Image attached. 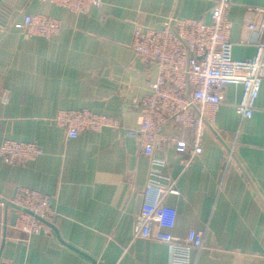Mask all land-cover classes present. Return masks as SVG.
Segmentation results:
<instances>
[{"label":"crops","instance_id":"crops-1","mask_svg":"<svg viewBox=\"0 0 264 264\" xmlns=\"http://www.w3.org/2000/svg\"><path fill=\"white\" fill-rule=\"evenodd\" d=\"M102 2L87 13L50 0H4L0 8V143L33 141L44 149L24 165L0 158V264H170L169 240L191 230L204 237L192 264H264V79L247 118L237 111L243 85L226 86L201 154L176 148L177 139L191 144L190 128H164L155 155L166 161L157 169L172 183L164 207L176 223L154 222L151 236L140 237L151 162L141 137L126 130L141 126L139 102L158 71L132 48L133 32L172 17L209 23L215 0ZM36 13L60 19V33L27 37L15 27ZM230 20L233 58H252L264 41V0H233ZM71 108L117 117L122 126L70 138L54 118ZM228 146L235 148L230 161ZM22 186L51 196L49 231L15 228L20 210L3 200L12 201Z\"/></svg>","mask_w":264,"mask_h":264},{"label":"built area","instance_id":"built-area-1","mask_svg":"<svg viewBox=\"0 0 264 264\" xmlns=\"http://www.w3.org/2000/svg\"><path fill=\"white\" fill-rule=\"evenodd\" d=\"M58 6L77 13H87L92 7H101L102 0H50ZM233 0H215L211 21L198 19L170 18L160 27L137 26L133 32L132 48L143 62L157 66V78L151 82L149 92L139 102L142 121L137 130H126L130 136L141 137V148L150 159L151 167L144 189L145 201L137 216L136 232L143 238L151 236L152 224L173 228L176 214L164 207L166 194L172 186L169 177L157 168L166 161L155 155L162 147L163 131L168 124L192 130L191 144L177 139L180 152L189 150L192 156L204 149V135L208 129H215V118L223 100L227 85H243V94L237 104V111L243 117H251L264 79V41L257 42L252 58L237 60L232 55L230 14ZM258 11H262L257 9ZM0 16V26L4 27ZM264 26V25H263ZM27 37L43 36L53 38L62 30L60 19L42 14H24L15 23ZM250 29L255 30L251 24ZM54 121L65 129L68 137L76 138L84 131H102L107 127L119 128V118L89 109L60 110ZM234 146H228V160L234 153ZM44 153L40 144L33 141L5 139L0 143V158L13 165H24ZM188 164L189 161L182 160ZM169 184H163V180ZM12 202L29 210H20L15 228L33 234L49 231L50 225L39 218L51 221L54 211L51 196L39 189L19 187ZM170 264H192L193 249L204 248V237L191 230L184 238H171Z\"/></svg>","mask_w":264,"mask_h":264},{"label":"water","instance_id":"water-1","mask_svg":"<svg viewBox=\"0 0 264 264\" xmlns=\"http://www.w3.org/2000/svg\"><path fill=\"white\" fill-rule=\"evenodd\" d=\"M3 3H4V0H0V8H1V6H2ZM2 200H3V199H2ZM3 201L5 202L7 208H8V206H12V207H14V208H16V209H18V210H22V211H25V212H29V210H27V209H25V208H23V207H21V206L15 204V203H13V202L10 201V200H3ZM36 217L39 218L40 220H42L43 222L47 223L48 225L53 226L49 221H47V220L41 218L40 216H37V215H36Z\"/></svg>","mask_w":264,"mask_h":264}]
</instances>
